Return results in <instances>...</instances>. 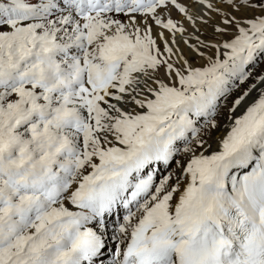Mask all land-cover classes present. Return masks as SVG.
I'll list each match as a JSON object with an SVG mask.
<instances>
[{"label":"snow or ice","instance_id":"obj_1","mask_svg":"<svg viewBox=\"0 0 264 264\" xmlns=\"http://www.w3.org/2000/svg\"><path fill=\"white\" fill-rule=\"evenodd\" d=\"M0 264H264V0H0Z\"/></svg>","mask_w":264,"mask_h":264}]
</instances>
